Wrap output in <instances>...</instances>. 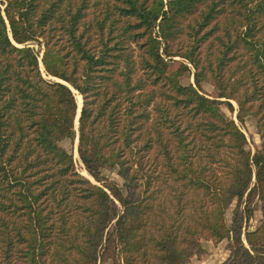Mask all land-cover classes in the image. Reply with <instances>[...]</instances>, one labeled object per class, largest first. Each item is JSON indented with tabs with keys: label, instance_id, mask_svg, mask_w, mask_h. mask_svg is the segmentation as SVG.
<instances>
[{
	"label": "trees",
	"instance_id": "16d2710c",
	"mask_svg": "<svg viewBox=\"0 0 264 264\" xmlns=\"http://www.w3.org/2000/svg\"><path fill=\"white\" fill-rule=\"evenodd\" d=\"M209 240L264 264V0H0V264H186Z\"/></svg>",
	"mask_w": 264,
	"mask_h": 264
},
{
	"label": "rangeland",
	"instance_id": "374dc122",
	"mask_svg": "<svg viewBox=\"0 0 264 264\" xmlns=\"http://www.w3.org/2000/svg\"><path fill=\"white\" fill-rule=\"evenodd\" d=\"M184 30H185V28L183 29V32H184ZM185 37L186 36L181 35L180 37H178L176 39V41H179V43L181 45L186 44L187 38H185ZM173 47H174V45H173ZM182 62L186 63L188 65V67L190 68V70L187 71L183 76L180 77V82L182 84H185V85H187L189 83H193L194 82L193 75H192L193 68L183 58L172 57L171 63H170V65H171L170 71L175 70L179 66V64ZM40 67H41V70H43L42 65H40ZM199 89H200L201 93L206 94L208 96H213L214 92H215L213 85L208 83V82L202 83ZM77 96H80V95H78V94L76 95V100L78 102ZM81 101H82V99L80 97V104H78L79 107H81ZM232 105H233V108L236 109L237 106H236L235 102H232ZM221 110L224 114L232 116L233 119L238 123L240 128L244 131V133L247 137V140H248V145H247L248 149H250V151L253 152L256 148H258L260 142H259L258 134L256 132V125H255L254 118L249 117L242 124L236 120V118H235L236 111L235 110H234V112H232V111L230 112L229 109L227 108V106H225V105L221 106ZM78 115L79 114H77V116ZM77 116H76V120H75V126H76L75 128H77V122H78ZM61 145L66 150L70 151L71 153H73V150H75V152L77 153V137L75 138L73 143L69 140H64L61 142ZM77 157H78V154H77ZM74 162H75L76 169L80 173L82 172L81 173L82 175H84L90 179L91 177L83 169V166H82L81 162L79 161V159L76 161V159L74 157ZM83 171H85L86 174H84ZM105 175L109 181H114L115 184H117L119 187H121L123 189V186H122L123 185V179L117 173V170L115 168L107 169L105 172ZM90 180L93 181L92 178ZM234 205H235V203H233L228 208V210L226 212V217H227L228 221L230 220V217L232 214V209L234 208ZM254 208H255L254 214L249 221L250 229H253L255 226H257V224L259 223V220L261 218L260 206H259L258 201H254ZM227 244H228L227 240H222L220 242H213L211 240L202 241L203 252L200 255L192 256L186 264H220L228 256Z\"/></svg>",
	"mask_w": 264,
	"mask_h": 264
},
{
	"label": "bare ground",
	"instance_id": "6f19581e",
	"mask_svg": "<svg viewBox=\"0 0 264 264\" xmlns=\"http://www.w3.org/2000/svg\"><path fill=\"white\" fill-rule=\"evenodd\" d=\"M77 98H78V104H80V96H77ZM232 102H234V101H232ZM73 150V149H72ZM73 156L75 157V159H76V161L78 160V157H77V153L75 152V150H73ZM82 173V172H81ZM83 173L84 174H86V172L85 171H83ZM88 176V175H87ZM91 179V178H90Z\"/></svg>",
	"mask_w": 264,
	"mask_h": 264
},
{
	"label": "water",
	"instance_id": "95a60500",
	"mask_svg": "<svg viewBox=\"0 0 264 264\" xmlns=\"http://www.w3.org/2000/svg\"><path fill=\"white\" fill-rule=\"evenodd\" d=\"M79 110H80V107L78 108V114H79ZM77 118H78V116H77ZM77 124H78V122H77Z\"/></svg>",
	"mask_w": 264,
	"mask_h": 264
}]
</instances>
